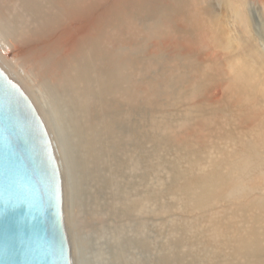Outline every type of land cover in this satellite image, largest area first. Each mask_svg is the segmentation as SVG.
Wrapping results in <instances>:
<instances>
[{"label":"bare ground","instance_id":"bare-ground-1","mask_svg":"<svg viewBox=\"0 0 264 264\" xmlns=\"http://www.w3.org/2000/svg\"><path fill=\"white\" fill-rule=\"evenodd\" d=\"M198 1L0 0V66L31 99L51 138L61 173L63 223L72 264H140L138 242L130 237L127 218L139 211L140 202L155 195L139 196L136 183L127 186L126 180L139 170L137 135L143 100L159 110L181 107L151 120L158 132L151 138L207 167L193 179L179 172L169 178L173 193H183L187 207L220 208L227 219L229 234L218 243L222 248L214 264H264V120L257 119L264 111L262 76L239 64L231 76L235 85L226 89L231 106L244 112L242 119L254 122L252 139L235 136L234 124L220 128L217 137L207 135V127L224 109L207 103L190 105L203 92L201 84L192 85L185 77L188 70L194 72L195 62L186 58L168 63L173 76H178L168 83L175 90H166L159 99L151 98V90L162 80L139 82V73L163 66L147 56L139 60V45L150 55L174 53L169 43L163 45L165 51L149 50L147 43L157 38L193 43L196 54L199 42L210 39L215 45L207 47L208 53L200 52L220 57L216 47L229 31L221 22V0ZM190 14L193 20L187 21ZM159 24L165 26L162 32ZM230 145L234 150L227 148ZM250 179L256 183L252 190L245 184ZM173 247L174 252L157 256L158 263L165 256L177 262L183 244Z\"/></svg>","mask_w":264,"mask_h":264},{"label":"rangeland","instance_id":"rangeland-1","mask_svg":"<svg viewBox=\"0 0 264 264\" xmlns=\"http://www.w3.org/2000/svg\"><path fill=\"white\" fill-rule=\"evenodd\" d=\"M202 1L205 0H199L197 4L208 3V0H206V2H202ZM260 3H263L264 5V0H221V4H222L221 22L222 24L227 26L229 31L225 33L226 35H224L225 37L221 42V46L216 47L215 53L217 54L221 53L220 57L219 56L212 57L208 54L200 52V51H205L208 53L207 47L210 45H215V43L212 42L210 39L204 41L205 43L199 42L198 45H201V48L198 49L197 54L195 53V49H194L195 47L193 46V43L184 44L175 40L174 41L170 40V42H164L165 39L157 38L153 42L149 41L146 45L149 47V50H153V53H155L156 51L158 52V50L159 51L164 50L163 45L164 44L167 45V43H169L168 46H170L171 49L173 48L172 50L174 53L167 52L164 50L166 54L156 53L150 55L149 51H144L145 46L143 47L139 45V51H137L136 53V57H138L139 60H142L143 58L142 61H144L145 57L147 56L148 57L147 59L153 60L155 63L163 64L162 68L155 66L153 67V69H149L148 71L139 73V82H143L147 80L153 81L154 79L163 81V84L161 86H158V88L155 90L154 89L151 90L152 92L151 98L156 97L159 99L160 96L166 92V90H170V91L175 90V87H173L174 84H171L172 87H168L169 86L168 83H170V80L171 81L176 80L178 76H173L174 70L170 65H168V63L172 59H175L176 62L179 61L180 63L182 62V59L187 58L191 62L193 63L195 62L197 65L194 72L190 70L186 72L185 77L187 78V81L190 80V82H192V85L193 83H196V84H201L200 85L201 87L203 86V92L201 89L200 94L193 97L192 101H190V105L207 103V104H211V106L209 105V107L217 105V107H221L222 109H224V112L216 116L215 119L212 121V123L207 127L208 128L207 132L209 133L207 135L212 136L211 138L217 137L218 135H221L222 133L221 129L228 126H232L234 124L237 125L235 129L236 130L235 136L239 134L240 136H242L241 138H246L249 136H250L249 138L251 139L254 138V133L256 132L253 129L254 122L251 121L245 122L242 119L244 112H242L241 110L238 111V109L231 106V104L228 102L227 96L229 93L227 90L229 88V85L231 87L235 85L234 80L233 79L231 80V76L233 75L232 74L233 71L234 72L236 71L235 69L239 66V64L240 65L245 64V66L251 71V73L254 74L256 72L260 74L264 80V38H263L264 37V6ZM135 7L136 4H133V8ZM189 11L192 12V6H190ZM249 12L253 14L251 15L249 14ZM191 17H194V15L191 14L188 15L187 18L188 20L187 19L186 20L187 21L193 20ZM240 18H242L243 19L242 21L244 22H242ZM248 20L250 23L248 22ZM159 26L161 27V32H162L163 31L162 29H165V26L163 24H159ZM259 30L261 34L259 33ZM173 54L174 56H172ZM247 60L249 62H247ZM224 70L225 73L223 72ZM223 90L226 95L223 93ZM222 93L224 95H222ZM206 94L208 95L206 96ZM220 95L222 98L220 97ZM220 101L222 102L223 105L218 104ZM147 102H148L147 100H143V102H141V104L139 105L140 129H139V135H137V138L139 139V142L137 141V144H139V170L135 172L133 177L129 176L130 178L128 177L129 179L126 180L127 186H132L134 183H136L137 190L139 191V196L155 195L154 197H152L153 198L152 200L147 198V200L140 202L141 204L139 203V211L134 212V214L130 213L128 215L129 217L127 216L128 217L127 224L129 230H131L130 234H132L130 235V237L132 238L134 237L133 241L135 243L138 242L139 244V245L137 244L139 263L140 264H173V263L174 264H214L216 260L215 257H218L219 255L218 248H222V246H220L218 243H220L221 239L224 240L229 234L227 228L228 227L227 219H225L222 212H219L220 208H218V205H217L218 209L216 208L214 210L211 209V211L210 210L200 211L187 207L185 202L186 198L183 195V193H180L179 191L175 194L173 193L174 189L172 187V181L169 178L170 175L174 172L178 176V172H179L181 173V176L186 177V179H190V177L193 179L195 174L204 173L207 170V167L203 165L204 163L195 164V162H190L191 159L193 160L194 156L192 155L186 156L184 152L182 151L179 152L175 150L174 148L171 147L170 144H167L165 147H163L158 145V142L157 143L154 142L155 139H152L151 137L156 135L158 132H156L152 128L151 120H155L154 117H156V115H158L161 112L168 115L169 112H174V111L176 112V109H179L181 107L173 108L166 106L159 110L156 109L155 104L152 105V103H149L148 105ZM257 116H258L257 119L264 120V111L259 113ZM252 118L256 119V117H252ZM157 119L159 120L158 117ZM147 122L149 126L146 125ZM243 124L245 127L243 126ZM142 128L144 129V131ZM231 134H234V131H232ZM224 140L230 142V140L228 139H224ZM156 141H157V137H156ZM151 142L154 144L152 145ZM159 147L160 148L162 147L161 150ZM227 148L234 150V148L231 145L228 146ZM129 175L132 174L130 173ZM181 183H182L181 181L177 182V185H181ZM245 184L247 185V188L251 190L254 189L256 185V183H254L252 179H250V181H247ZM136 224L137 225L139 224L138 228H136L137 227ZM133 227L134 229H136L135 231ZM174 230H178L177 232H179L178 233L179 235L174 236L173 235L175 234L173 233ZM172 242L173 244L171 245L170 243ZM181 243L183 244V247L179 251L178 257L175 260L177 262H174L172 258L170 261V259L169 260L166 259L165 256L164 259L161 261V263H158L159 258L157 256L161 254L169 253V251L172 249H174L172 250L174 252L177 247L174 248L173 246H177L178 244ZM189 248L193 250L190 251ZM232 255H236V253L235 254L233 253ZM180 257L184 260L183 263H180V261L178 260V258ZM232 257L233 256H229L228 258H232Z\"/></svg>","mask_w":264,"mask_h":264},{"label":"water","instance_id":"water-1","mask_svg":"<svg viewBox=\"0 0 264 264\" xmlns=\"http://www.w3.org/2000/svg\"><path fill=\"white\" fill-rule=\"evenodd\" d=\"M62 207L45 124L0 66V264H72Z\"/></svg>","mask_w":264,"mask_h":264}]
</instances>
